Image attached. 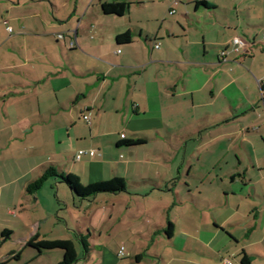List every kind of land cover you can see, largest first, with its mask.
Segmentation results:
<instances>
[{
  "label": "crops",
  "instance_id": "0c3cea01",
  "mask_svg": "<svg viewBox=\"0 0 264 264\" xmlns=\"http://www.w3.org/2000/svg\"><path fill=\"white\" fill-rule=\"evenodd\" d=\"M50 165L126 191L57 229L50 179L25 189ZM35 235L84 239L74 264H264V0H0V264L58 263Z\"/></svg>",
  "mask_w": 264,
  "mask_h": 264
},
{
  "label": "trees",
  "instance_id": "16d2710c",
  "mask_svg": "<svg viewBox=\"0 0 264 264\" xmlns=\"http://www.w3.org/2000/svg\"><path fill=\"white\" fill-rule=\"evenodd\" d=\"M101 10L106 15L122 16L129 10V3L125 1L104 2L101 4ZM132 35L129 31L116 36L117 43H128L131 41ZM132 141H125V144H132ZM136 143V142H135ZM49 178H57L59 182L64 183L70 190L73 198L79 200H87L95 197L100 193L116 194L126 191V184L122 178H113L108 181H100L92 184L84 185L81 183L78 176L72 173H62L54 166L50 165L44 169L41 175L30 181L26 185V192L33 194L41 189L43 184ZM172 225L169 223L166 231L171 232ZM5 234H2V237ZM26 245L33 247L38 252L42 253L47 250H61L63 252L62 259L56 264H74L78 260V254L74 243L67 239H39L38 235L29 239ZM83 254L88 253V244L82 240ZM242 264H249L246 256H243Z\"/></svg>",
  "mask_w": 264,
  "mask_h": 264
},
{
  "label": "rangeland",
  "instance_id": "374dc122",
  "mask_svg": "<svg viewBox=\"0 0 264 264\" xmlns=\"http://www.w3.org/2000/svg\"><path fill=\"white\" fill-rule=\"evenodd\" d=\"M50 180H49V182H50V184H49V186H51V188H50V190L49 189H47V190H49L48 191V193H49V195L50 196H54V193H56V196H54L53 197V200H54V204H56V205H58V207L57 208H55V210H53V217H54V219L58 222V224H57V229H60L61 230V227L60 226H64V223H63V221H62V219L60 218V220H59V217H61V215L59 214V213H64V212H66V209L64 208L65 207V205H67L68 207H74V205H73V196H72V194H71V192H70V190H69V188L64 184V183H61V185H60V188L57 190V188H56V186H57V183H55L54 182V179L53 178H49ZM52 180V181H51ZM57 182H58V179H57ZM47 188H49V187H47ZM48 195V196H49ZM79 199L78 198H75V201L77 202ZM92 200V198L91 199H89V201H91ZM86 201V200H85ZM91 203H93V202H91ZM53 206V205H52ZM58 209H62V210H59L58 211ZM48 226H46L44 229H48L47 228ZM49 230L50 231H53V229L52 228H49ZM7 245L9 244V243H6ZM78 250H79V255H78V257L80 256V257H82V255H83V248H82V246L80 245V246H78ZM57 252H59V251H52V253H51V255L53 256V257H55L56 259H54L55 261H57V262H59V261H61V259H62V257H61V255H59V253H57ZM54 255H56V256H54ZM43 262H42V264H46V263H48L50 260L48 259V257L47 256H44L43 257V260H42ZM39 262H37V263H35V264H38Z\"/></svg>",
  "mask_w": 264,
  "mask_h": 264
},
{
  "label": "built area",
  "instance_id": "2783aa9c",
  "mask_svg": "<svg viewBox=\"0 0 264 264\" xmlns=\"http://www.w3.org/2000/svg\"><path fill=\"white\" fill-rule=\"evenodd\" d=\"M8 29H9V31L11 30L10 27H8ZM57 38H58V39H63L64 36H63L62 34H58V35H57ZM230 43L232 44V50H233V51H238L240 48H242V47L245 46V43H246V42H245L243 39L239 38V37H234V38H232V40H231ZM69 45H70L71 47H73V46L75 45V40H71L70 43H69ZM156 46H158V45H156ZM119 51H120V50H118V52H119ZM226 52H227V48H226L225 50H223V51L221 52V54L224 55ZM84 119H85L88 123L90 122L89 117H88L87 115L84 116ZM94 152H95V150H93V149H90V150H80V151H78V152L76 153L75 158L78 160V159L82 156V154L90 153V154L92 155V154H94ZM119 253H120L121 255L124 253V252H123V247L120 248ZM221 261H222V264H232V261H231L230 258H228V257H223Z\"/></svg>",
  "mask_w": 264,
  "mask_h": 264
}]
</instances>
